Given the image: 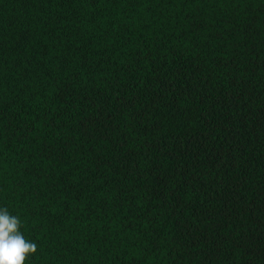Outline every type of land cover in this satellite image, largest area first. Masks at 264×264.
<instances>
[{"label":"trees","instance_id":"1","mask_svg":"<svg viewBox=\"0 0 264 264\" xmlns=\"http://www.w3.org/2000/svg\"><path fill=\"white\" fill-rule=\"evenodd\" d=\"M0 207L25 264H264V0H0Z\"/></svg>","mask_w":264,"mask_h":264},{"label":"clouds","instance_id":"2","mask_svg":"<svg viewBox=\"0 0 264 264\" xmlns=\"http://www.w3.org/2000/svg\"><path fill=\"white\" fill-rule=\"evenodd\" d=\"M21 220L0 207V264H25L37 251L35 242L20 231Z\"/></svg>","mask_w":264,"mask_h":264}]
</instances>
